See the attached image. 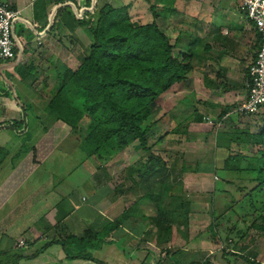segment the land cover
I'll return each mask as SVG.
<instances>
[{"label":"crops","instance_id":"0c3cea01","mask_svg":"<svg viewBox=\"0 0 264 264\" xmlns=\"http://www.w3.org/2000/svg\"><path fill=\"white\" fill-rule=\"evenodd\" d=\"M2 1L18 11L19 16L12 24L15 57L9 62L0 61V124L20 122L23 107L27 112V125H23L27 131L23 135L0 131V149L5 154L0 163V251L20 252L22 258L17 264H219L218 255L223 264H247L245 259L259 263L264 248L255 244L249 247L251 242L233 249H208L203 233L210 225H214L213 237L206 239L221 244L213 213L224 207L220 202L216 204L213 194H208L210 199L204 202L208 213L205 208L195 210L198 207L191 200H181L182 194L176 200L167 187L159 200L145 193L141 201H136L134 196H128V191L115 188L117 184L111 181L114 171L106 164L85 172L83 179L77 168L51 165L59 148L66 151L61 146L66 141L83 151L79 137L69 126L60 121L50 122L45 116L65 71L76 72L91 44V32L79 25L80 20L105 7L127 8L133 22L160 27L175 47L174 56L192 55V70L185 80L159 97L157 104L170 109L163 117L157 105L156 127L166 122L164 126L168 134H173L172 138H183V143L190 144L188 137L194 133L195 139L204 136L198 135L195 127L203 125L201 128H207L203 143L213 136L212 157L222 163L211 162L208 168L197 160L193 167L182 164L181 179L199 174L209 180L208 170L226 172L224 161L232 155L239 154L248 160L250 155L245 157L243 150L251 148L244 140L247 134L258 133L259 114L241 119L227 117L246 98L245 75L259 47L257 33L244 16L243 0ZM141 8L150 16L145 23L140 22L144 18ZM205 118L215 122L213 126L208 127ZM84 123L86 119L78 127ZM240 129H244L242 135ZM212 157L203 155L201 159ZM200 164L203 168H198ZM213 186L214 193H226L233 187L230 183ZM183 192L188 198L187 192ZM234 201L238 200L231 204ZM202 214L211 221L205 229L193 235H180L179 219L189 217L191 221ZM246 217L243 215L242 220ZM159 219L163 225L160 233L156 224ZM183 225L188 229L192 223ZM178 229L180 233L176 232ZM178 234L184 244H177ZM86 238L90 251L84 253L93 260L71 258L85 248L82 240ZM100 239L103 246L99 247Z\"/></svg>","mask_w":264,"mask_h":264},{"label":"trees","instance_id":"16d2710c","mask_svg":"<svg viewBox=\"0 0 264 264\" xmlns=\"http://www.w3.org/2000/svg\"><path fill=\"white\" fill-rule=\"evenodd\" d=\"M95 9L96 6L93 12ZM79 25L90 30L91 44L76 72L65 71L57 94L47 106L46 119L60 121L76 134L80 123L88 119L81 149L89 157L99 153L109 156L134 142L147 150V136L159 123L155 103L175 83L185 80L192 70V55L180 53L174 56L175 47L160 27L155 23L142 25L133 22L127 8L115 10L105 7L95 15L87 13ZM26 115L22 107L21 121L2 123L0 131L10 130L23 135L27 131ZM245 137L244 142L251 149L258 148L250 154L246 167L240 169L243 156L239 154L224 161V171L237 173L248 184L238 188L243 189V194L238 201L232 202L229 210L236 212L238 208H243L242 212L246 211L244 215L251 213V216L258 211L261 214L255 219L264 223V126L258 133ZM4 158L5 154L0 149V163ZM141 166L140 172L135 170L141 178L159 174L156 170L161 167L158 160L152 158ZM127 216L125 213L124 220L128 219ZM257 220L250 224V228L264 231L263 225L256 224ZM156 224L160 233L163 229L160 219ZM209 229L214 231V225H210ZM87 238L82 240L84 245L89 242ZM83 249L71 258L93 260ZM21 258L20 252L0 251V264H17ZM245 262L259 264L249 259Z\"/></svg>","mask_w":264,"mask_h":264},{"label":"rangeland","instance_id":"374dc122","mask_svg":"<svg viewBox=\"0 0 264 264\" xmlns=\"http://www.w3.org/2000/svg\"><path fill=\"white\" fill-rule=\"evenodd\" d=\"M143 15L144 18H142L143 21H140L141 23L143 22L145 23L150 20V16H147L148 14L145 12V9L141 8V16L143 17ZM157 101L155 104L156 106L157 105L159 106L158 111L160 112V115L161 116L164 115L163 117H166L167 113H169L170 106H165L162 103L157 104ZM234 109L235 107L229 111L227 116L228 119L229 118L241 119L252 116V115L237 114L233 112ZM258 113L259 115L257 116L256 124L258 125V129H259L261 128L262 122L264 120V109H261ZM210 122H211L210 124L209 123H205V124L206 125L208 124V127H211L213 126L211 124L215 123L212 120H210ZM164 124H166V122L158 125L156 128L152 129L151 132L148 134L147 150H143L138 142H134L129 147L124 148L123 150L120 151L119 150L115 151L109 156H107L106 154L101 155L102 153H99L101 156L94 155L95 157L90 158L86 155V153L80 152V150L76 148L75 144L66 141L64 144L61 145L63 146V149H65L66 151L63 152L62 149L59 148L58 151L55 153V155L52 156V160L50 161V164L51 165L57 164L60 166H64L66 168H70V167L77 168V171L80 172L82 179L84 178V175L87 176V173L85 172L93 171L95 170L94 168L96 166H101V165L104 166L106 164L107 167L113 169L114 171L111 181L113 180L114 182L113 184L118 185V186L116 185L115 188L118 187L119 188L118 191L121 190L124 193L128 191L127 192L129 193L128 196L129 197L134 196L136 201H141V197L145 193L149 194L150 196H154L157 200H159L161 199L160 197H162L163 195V189H166L165 187H167V189L168 188L171 189L170 193H172V195L173 194L176 195L177 197L176 200L179 198L178 195L182 194L183 199L181 200H187V201L191 200L194 202L195 206L198 207V209L195 210L198 211L199 208L200 210H202L201 208H205L203 210L208 213L210 210L207 208V205L204 204V202H206L207 199H210V196H208L207 198L208 194L210 195L213 194L215 201H217L216 204L219 205L220 202L223 204L224 207V210L222 208L221 209L216 208V210H214L213 213L214 216L213 220L218 224L217 232L221 240V244L216 245L206 239V237L209 236L210 238L213 237V235H211L213 233L212 231L213 229H209L207 232L203 233L206 235V237L204 236L205 238H203V241L207 245V247H209L208 249L217 246L220 248L226 247L228 249L229 248L233 249L234 247H239V245H241L240 247H243L244 245H248L249 242H251L249 247L255 244V246L257 245V247L259 246L264 248V231H258L250 228V224L253 223V221L257 220L255 219V217H257L260 212L259 213L258 211L253 212L252 216L250 215L251 213H249L247 214V217L242 220V217L244 215L242 213L246 212V211L242 212L243 208L241 209L238 208L236 212L228 211L229 210L228 207L231 206V201L239 200L240 195L243 194L241 193L243 189H238V188L248 185L244 179H243L244 181L241 179L240 175H238L235 172L227 173V172H223L222 170L216 169V171H213V169H210L208 170L209 175H206V177L209 180L205 179L202 175L199 174L191 175V179L190 177H187L188 175L184 180L181 179L180 169L182 168V164H185V166H187L186 168H189L191 166L193 167V163L197 160L200 161L202 164L205 163L204 166L206 168H208V165L211 162L221 165L222 163L221 159L217 160L212 157L213 154L212 148L215 145L213 136L208 138L207 143L205 144L203 143V140H205L204 137H206L207 135L205 132L207 128L204 127L205 129L204 130L203 128H201V126L203 125L195 126L197 129V134L200 136L202 135L204 136H202L201 139L199 137L195 139L194 136H196V133H194L195 135H192V137H188V142H190V144H186L183 143V138H172L173 134L167 133L168 128L166 125L164 126ZM87 126H88V119H86V123H84L83 125H81V127H79V130L77 132V137H79L80 139V144L83 143V140L87 133L86 131ZM244 129H240L242 133H239V135H242L244 133ZM229 130H231V128ZM191 131H194V129H191ZM250 131L253 130L251 129ZM192 142H194L193 145ZM216 145H219V142H217ZM257 149L258 148H254V149L248 148L247 150L246 149L243 150V153L245 157H247L250 154L255 153ZM237 151H241V150H237ZM184 155H186V157H184ZM203 155L212 158H210V160L204 159L203 161V159H201ZM151 158L157 159L158 162L160 163L161 167L158 168V170H156V172L159 171V174L156 173L148 176L147 178H141L139 173L141 171V167H142L141 165H144L145 162H147V160ZM247 161L248 160L246 158H243L241 160L240 169H244L246 167ZM108 162L109 164H107ZM189 164L191 166H189ZM198 168H203V166H201L200 164ZM131 170L134 171H132L131 173L130 172ZM135 170L137 171L139 170V172ZM217 178L219 179L218 181L215 180ZM226 181L230 182L233 185V187L229 188L226 193L213 192L214 189L213 184L216 186H220L223 184H227ZM84 190H86V188ZM183 191L187 192L188 198H186V194ZM163 198H166V196L165 197L163 196ZM138 208L141 210V205L138 206ZM186 218L179 219V222L181 223L177 225V227H181L180 232L182 233L179 232V229L176 230V232H179L180 235L182 236L193 235L194 233L201 232L202 229H205L208 226L210 221L209 217L206 214L205 215L202 214L200 217L199 215H196V217H194L191 221L189 220V217L187 219ZM183 222H186L187 225L192 223V225L190 228L185 229L186 226L183 225ZM135 223H134L135 225H138L137 220ZM256 224L258 225L261 224L264 226V223L260 220L259 221L257 220ZM182 228L184 231H182ZM203 234L200 233L199 235L200 239L201 237H203ZM227 237H229L230 240L226 239ZM176 238H177V244H184L183 242L184 240L180 239L179 234ZM101 242H103V239H100L98 241V244ZM89 244L90 241L84 245L85 249H83V252L88 253L90 251ZM102 244L103 243H101L100 246H103ZM232 255L234 256L235 254ZM98 256L99 254L97 255V258ZM217 261H219V264H223L220 255H218ZM128 263L134 264L130 262ZM259 264H264V256L263 258L259 259Z\"/></svg>","mask_w":264,"mask_h":264},{"label":"built area","instance_id":"2783aa9c","mask_svg":"<svg viewBox=\"0 0 264 264\" xmlns=\"http://www.w3.org/2000/svg\"><path fill=\"white\" fill-rule=\"evenodd\" d=\"M242 10L245 18L253 25L259 38V47L254 62L248 67L244 79L246 98L233 112L242 115H254L264 107V0H243ZM19 12L0 0V61L9 62L15 57V44L12 36V24ZM207 123L210 119L205 118ZM213 125V124H211ZM23 246V242H19Z\"/></svg>","mask_w":264,"mask_h":264}]
</instances>
